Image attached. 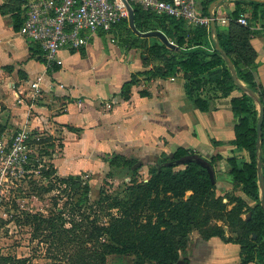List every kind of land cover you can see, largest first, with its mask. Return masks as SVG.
<instances>
[{"label":"trees","instance_id":"16d2710c","mask_svg":"<svg viewBox=\"0 0 264 264\" xmlns=\"http://www.w3.org/2000/svg\"><path fill=\"white\" fill-rule=\"evenodd\" d=\"M212 1L214 0L202 1V14L209 15L208 7ZM244 4L249 5V9ZM247 11L252 23L264 24V0L238 1L228 24L215 21L213 36L211 27L193 25L181 17L158 15L133 4L132 23L123 18L111 31L121 45L143 48L150 55L159 58V63L154 69L133 74L131 79L123 84L124 99L130 97L131 88L137 83V74L169 77L177 72L186 73L189 78L186 83L189 94L196 93L204 84L206 75L211 83H216V86L222 88L224 94H229L234 89L241 90V95L231 99L232 109L238 117L233 143L248 151L249 160L239 165L236 157H230L229 175L254 202L253 206L249 207L251 216L245 221V227L249 231H257V240H260L264 237V210L257 173L259 108L254 97L235 83L226 59L228 56L232 60L240 82L257 93L264 105V87L258 83L255 75L258 63L257 51L251 43L254 33L248 26L237 22L238 16ZM18 17L16 27L20 30L25 16ZM150 33L160 37V33H163L166 40L162 39V42L149 45L147 37ZM207 36L210 37L211 43L217 40L222 50L219 51L214 44L209 47L206 43ZM29 40L30 47L35 44L31 49L39 48V54L44 56L40 43ZM54 68H57V64ZM204 101L199 97L195 99L196 104L206 110L208 106L203 104L206 103ZM50 140L49 137L41 135L39 141L31 138L30 142L45 144ZM263 151L264 122L261 134L264 175ZM53 155L52 159L56 157ZM218 158L220 155L217 154L205 159L184 147L177 148L172 155L163 152L150 164L147 181H130L131 184L122 196L103 195L96 200L98 212L93 217L86 209H82L84 204L89 202L90 192V186L83 179L82 173H70L65 178H58L55 168L46 170L43 176L49 178L47 185L48 183L34 180V175L29 172L22 178V182L28 180L26 197L32 193L36 196L43 195L59 181L67 186L65 191L70 190L68 200L60 206L57 196H53L52 207L35 211L23 210L22 216H12L17 223L32 228V238L37 239L40 244H46L47 253L54 249L58 255H63L56 260L65 261V264H109L110 255L132 256L133 264H176L180 261V253L186 250L188 233L198 226L199 217L208 220L212 215L203 207L214 208L222 200V196L216 193L215 183L217 177L214 164ZM107 161L110 169L128 167L133 174L138 173L139 168L133 169V165L138 161L135 158L113 153ZM31 166V163L27 165ZM32 169L34 168H26L28 171ZM188 189L192 190V194L185 198ZM71 191H76L77 194L82 191L83 198L73 202ZM20 196L25 197L23 194ZM236 199L245 203L240 197ZM114 208L118 209L117 213L111 211ZM217 227L206 235V239L219 236L227 242L235 241L240 247V264L253 261L254 257L250 253L256 246L255 240H232L225 235L222 228ZM181 261L186 264L190 262L187 256H183ZM0 264L32 262L29 257L3 254L0 251Z\"/></svg>","mask_w":264,"mask_h":264},{"label":"crops","instance_id":"0c3cea01","mask_svg":"<svg viewBox=\"0 0 264 264\" xmlns=\"http://www.w3.org/2000/svg\"><path fill=\"white\" fill-rule=\"evenodd\" d=\"M238 1L244 0H222L215 5L212 9L215 21L228 24ZM26 4L27 0H0V104L3 106L8 104L5 92L11 87L26 89L30 80L45 71L43 54H39V48L32 50L35 44L30 47L29 38L16 27L18 16H25ZM101 31L80 48L64 47L59 51L60 64L46 72L42 97L31 113L18 102L19 107L15 104L11 107L30 113L32 128L62 137L63 146L52 159L58 172L107 169V159L113 153L146 158L152 163L161 153L172 155L177 148L184 147L205 159L220 155L214 164L217 185L220 190H232L235 184L229 175L228 159L236 157L239 165L249 160L248 151L233 143L238 117L231 99L241 95V90L224 94L206 75L196 93L189 94L186 73L177 72L169 77L137 74L130 97L124 99L123 84L133 74L154 69L159 58L143 48L121 45L112 31L111 42L117 45L107 47L106 31ZM147 40L149 45L162 42L155 34H149ZM206 43L211 47L209 36ZM251 43L257 51L255 75L264 87V34L254 33ZM60 83L65 87L61 88ZM197 97L205 100L206 110L196 104ZM186 251L189 264H240L241 261L239 245L218 236L196 239Z\"/></svg>","mask_w":264,"mask_h":264},{"label":"rangeland","instance_id":"374dc122","mask_svg":"<svg viewBox=\"0 0 264 264\" xmlns=\"http://www.w3.org/2000/svg\"><path fill=\"white\" fill-rule=\"evenodd\" d=\"M105 33L109 40L107 42L104 41L105 46L115 47L117 44L111 42V31ZM211 47H213V43H211ZM20 90L11 87L10 91L7 93L5 92L8 104L4 106L0 104V141L5 142L6 140L7 143H5V147L9 148L12 145V136L22 128L23 122L28 116V113L25 112L26 110L24 111L22 108L11 109L12 105H19L17 103V95ZM41 135L49 137L51 140L49 143L47 142L45 144L31 141L32 152L28 155V164L31 163L32 166H26V168L34 169L28 171L26 168H23V171L20 172L18 169L14 171L15 168H0V177L3 171L7 170L6 173L8 172L0 179V251L3 254L29 257L31 258L32 264H65V261H60V259L56 260V258H61L63 255H58L54 249L50 253H47L45 250V246L47 245L44 243L40 244L37 239L32 238V228L17 223L13 217H16V214L22 216L21 212L23 210L35 211L52 207L51 198H53V196H57L60 206H63L68 200V192L70 190L67 189V191H65L64 189L67 188V186L59 181L55 182L56 185H53V188L43 195L36 196L32 193L26 197L28 180L22 182V178L29 172L34 175V180L42 181L44 184L48 183L47 185H49V178L43 176V172L46 170L55 168L58 178H65L68 175L59 173L58 168L55 167L51 158L53 154L55 156L58 155L57 151L63 146L62 137L46 135L44 132ZM135 159L142 161V167H137L139 168L137 174H133L128 167L113 169H110V167L107 169L90 168L78 171V173H82L83 179L90 186L89 202L84 204L82 209H86L88 211L87 213L93 217L98 212L96 200L100 197L103 195L122 196L124 190L131 184L130 181H147L149 179L148 169L151 163H149L146 158ZM59 170L62 171L63 169L59 168ZM69 173L76 174V171H71V169H69ZM215 183L216 193L222 196V200L220 204L214 208L203 207L204 210L210 211L212 215L208 220L199 217L198 226L194 227L188 233L187 247L190 242L196 239H206V235L219 226L225 232V235L232 240H255L256 246L250 253V255L254 257L252 263L264 264V237L257 240V231H249L245 227V221L251 216L249 207H252L254 202L242 191L241 186L235 183V186L230 191L220 190V187L217 185V179ZM185 193V198H188L192 194V190L188 189ZM22 194L25 195V197H21L20 195ZM76 194V191L70 192V195L74 196L73 202H77V200L83 198L82 191ZM239 197L244 200V204L236 199ZM111 211L117 213L118 209L114 208ZM143 221H145V218H143ZM224 241L227 242L226 240ZM229 242L236 243L235 241ZM186 250L180 253V260L183 256L187 255ZM133 261L134 258L132 256H108L109 264H133ZM178 262L176 264H178Z\"/></svg>","mask_w":264,"mask_h":264},{"label":"built area","instance_id":"2783aa9c","mask_svg":"<svg viewBox=\"0 0 264 264\" xmlns=\"http://www.w3.org/2000/svg\"><path fill=\"white\" fill-rule=\"evenodd\" d=\"M133 4L158 15L181 17L193 25L211 27L210 14L201 13V0H27L20 33L40 43L45 71L30 80L26 89L19 91L17 102L25 105L30 112L42 97L46 72L60 64L57 58L59 51L64 47L86 45L100 30L110 32L121 19L129 18V6ZM237 22L248 26L253 33L264 34V24L252 23L250 14L246 12L238 16ZM59 86L64 88L65 84L60 83ZM30 113L22 128L12 136L10 148L5 147L6 140L0 141V168H15L14 171L18 169L20 172L26 168L28 155L32 152L30 139L39 141L43 133L30 126ZM6 171L0 179L8 173Z\"/></svg>","mask_w":264,"mask_h":264},{"label":"water","instance_id":"95a60500","mask_svg":"<svg viewBox=\"0 0 264 264\" xmlns=\"http://www.w3.org/2000/svg\"><path fill=\"white\" fill-rule=\"evenodd\" d=\"M222 0H215L211 3L210 7H209V13H210V16L212 18V22H211V30H212V34L214 36V31H215V16H214V13H213V7L217 4H219ZM129 20H130V23H132V7L129 6ZM150 34H154V33H150ZM163 33H160L161 35V38L163 40H166V37L164 35H162ZM215 45V47L221 51V47H220V44L217 40L214 41L213 43ZM226 56V54H225ZM226 59L228 61V64H229V67L231 69V72H232V77H233V80L235 81V83L242 89L244 90L245 92H247L248 94H250L251 96L254 97L256 103L258 104V108H259V116H258V122H257V173H258V178H259V185H260V191H261V205L263 207V210H264V175H263V172H262V160H261V134H262V125H263V122H264V105L260 99V97L258 96L257 93H255L253 90H251L250 88L244 86L240 80L238 79V76H237V72H236V69H235V66L232 62V60L226 56ZM137 167H142V161L141 160H138L134 165H133V169L137 168ZM183 262L180 260L178 262V264H182ZM186 264V263H184Z\"/></svg>","mask_w":264,"mask_h":264}]
</instances>
